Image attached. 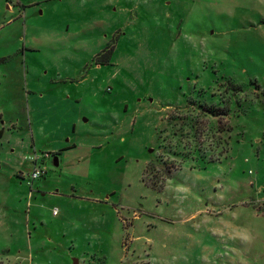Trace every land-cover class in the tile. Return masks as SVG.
<instances>
[{"label": "rangeland", "instance_id": "1", "mask_svg": "<svg viewBox=\"0 0 264 264\" xmlns=\"http://www.w3.org/2000/svg\"><path fill=\"white\" fill-rule=\"evenodd\" d=\"M0 116V264H264V0H0Z\"/></svg>", "mask_w": 264, "mask_h": 264}, {"label": "built area", "instance_id": "2", "mask_svg": "<svg viewBox=\"0 0 264 264\" xmlns=\"http://www.w3.org/2000/svg\"><path fill=\"white\" fill-rule=\"evenodd\" d=\"M29 161H31V163H35L36 164L37 157L35 156L34 158H31V159H29ZM44 174H45V170H42V169H40L39 167H37L35 165L34 169L32 170V173L30 175H28V178L32 181V184H33L34 181L39 179Z\"/></svg>", "mask_w": 264, "mask_h": 264}, {"label": "crops", "instance_id": "3", "mask_svg": "<svg viewBox=\"0 0 264 264\" xmlns=\"http://www.w3.org/2000/svg\"><path fill=\"white\" fill-rule=\"evenodd\" d=\"M51 155H54V156H56L57 154L54 152V153H48V154H46L44 157L45 158H49ZM38 161H39V158L37 157V162H36V164L35 163H30L31 164V170H33L34 169V167H35V165L37 166V167H39L38 166ZM58 161H57V159H55V163H57ZM58 164H59V162H58ZM59 166V165H58Z\"/></svg>", "mask_w": 264, "mask_h": 264}, {"label": "trees", "instance_id": "4", "mask_svg": "<svg viewBox=\"0 0 264 264\" xmlns=\"http://www.w3.org/2000/svg\"><path fill=\"white\" fill-rule=\"evenodd\" d=\"M1 120L2 119H1V116H0V123H1ZM3 136H4V129L0 127V140H2Z\"/></svg>", "mask_w": 264, "mask_h": 264}, {"label": "water", "instance_id": "5", "mask_svg": "<svg viewBox=\"0 0 264 264\" xmlns=\"http://www.w3.org/2000/svg\"><path fill=\"white\" fill-rule=\"evenodd\" d=\"M55 165H56V166H58V165H59V164H58V162H57V163H55Z\"/></svg>", "mask_w": 264, "mask_h": 264}]
</instances>
